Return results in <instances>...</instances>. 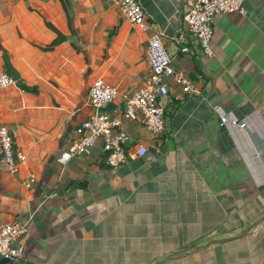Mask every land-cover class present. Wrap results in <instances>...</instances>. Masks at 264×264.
I'll return each mask as SVG.
<instances>
[{"label": "crops", "instance_id": "obj_1", "mask_svg": "<svg viewBox=\"0 0 264 264\" xmlns=\"http://www.w3.org/2000/svg\"><path fill=\"white\" fill-rule=\"evenodd\" d=\"M139 1L199 92L168 81L158 136L121 119L131 147L147 151L112 167L99 139L88 154L68 146L92 111L95 78L118 89L110 115L148 78V34L112 0H0V71L5 50L19 79L37 86L0 87V123L26 155L12 172L0 159V225L26 226L21 254L0 264H264V219L209 242L264 214V0L214 16L211 55L183 21L185 0ZM56 29L66 38L44 48ZM215 105L243 126L221 125Z\"/></svg>", "mask_w": 264, "mask_h": 264}, {"label": "built area", "instance_id": "obj_2", "mask_svg": "<svg viewBox=\"0 0 264 264\" xmlns=\"http://www.w3.org/2000/svg\"><path fill=\"white\" fill-rule=\"evenodd\" d=\"M123 16L148 34L146 60L148 78L134 88L124 100L118 115H110L100 107L118 97L115 85L103 78H95L88 87L92 111L80 123L79 135L73 137L68 146L70 156L88 154L97 139L100 140L104 159L109 166L117 167L137 158L147 151L144 143L131 147L130 134L120 127L121 119H139L148 133L158 136L167 127L164 104L159 98L168 93V81L178 85L183 92H199L192 77L181 68H175L172 57L167 52L158 31H153L139 0H112ZM186 10L183 21L201 52L211 55L213 18L217 13L244 10L243 0H185ZM15 79L6 69L0 71V87L15 84ZM219 123L228 122L243 126L244 122L232 111L214 106ZM26 158L25 153L14 145V138L6 123H0V159L9 172L16 170ZM35 176L30 174L25 180L28 185ZM26 230L25 223L9 218L0 225V257L14 258L21 254L22 247L16 241Z\"/></svg>", "mask_w": 264, "mask_h": 264}, {"label": "water", "instance_id": "obj_3", "mask_svg": "<svg viewBox=\"0 0 264 264\" xmlns=\"http://www.w3.org/2000/svg\"><path fill=\"white\" fill-rule=\"evenodd\" d=\"M3 53H4V57H5V60L7 62V65H8V70L10 72V74L15 78V79H19L20 78V73L19 71L15 68V66L12 64L11 60H10V57H9V54L3 50ZM123 103H121L120 105V108H123ZM113 107H115V103L113 101L111 102H108L106 103L105 105L101 106L100 109L101 110H110L112 109ZM264 219V214L260 217H258L257 219H255L254 221H252L251 223H249L244 229H242L241 231H239L238 233H236L235 235H232V236H226V237H218V238H213V239H210L209 242H213V241H225V240H228V239H231V238H234V237H238V236H241L243 234H245L249 228L253 227L255 224H257L259 221L263 220ZM170 256H172L171 254H167L166 257L163 258L166 259V258H169ZM11 260L10 258H5V257H0V261H9ZM158 261H155V263H157Z\"/></svg>", "mask_w": 264, "mask_h": 264}, {"label": "trees", "instance_id": "obj_4", "mask_svg": "<svg viewBox=\"0 0 264 264\" xmlns=\"http://www.w3.org/2000/svg\"><path fill=\"white\" fill-rule=\"evenodd\" d=\"M50 26H53L51 23L47 22ZM116 29V26L110 31H114ZM56 31V35L55 37L51 40V42L48 44V45H45L44 48H51L53 47L55 44H57L58 42H60L61 40L65 39L66 36L59 30H55ZM4 66H5V69L7 71L8 70V65H7V62L6 60L4 61ZM16 83L21 86L22 88L26 89V90H30V91H37V86L36 85H30V84H27L25 83L24 81H22L21 79H17Z\"/></svg>", "mask_w": 264, "mask_h": 264}]
</instances>
